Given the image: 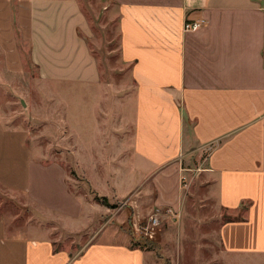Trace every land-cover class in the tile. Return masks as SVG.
<instances>
[{"label":"crops","instance_id":"1","mask_svg":"<svg viewBox=\"0 0 264 264\" xmlns=\"http://www.w3.org/2000/svg\"><path fill=\"white\" fill-rule=\"evenodd\" d=\"M113 1L120 13L121 59L134 79L122 100L132 171L140 174L130 192L140 188L141 208L156 201L176 203L184 160L204 157L196 167L209 197L229 212L247 206L243 216L221 226L222 258L233 260L226 264H264V0ZM13 7L43 76L100 81L97 61L81 36L92 30L79 0H0V26L7 27L3 35L9 37ZM202 18L207 24L185 31L187 20ZM110 123L116 143L120 137ZM29 134L0 121V185L12 191V199L23 192L24 205H38L28 195L35 164ZM210 143L214 148L207 152ZM41 203L46 212L50 205ZM4 204L0 199V211ZM15 222L0 212V264L73 260L68 246H57L49 236L46 224L26 231ZM110 230L99 243L86 245L92 246L90 261L147 264L152 256L158 263L151 252L131 247L127 238H118L119 231ZM121 247L128 256L135 254V262L123 256L119 263L110 260Z\"/></svg>","mask_w":264,"mask_h":264},{"label":"rangeland","instance_id":"2","mask_svg":"<svg viewBox=\"0 0 264 264\" xmlns=\"http://www.w3.org/2000/svg\"><path fill=\"white\" fill-rule=\"evenodd\" d=\"M79 2L92 30L81 36L99 66L98 83L43 76L31 55L32 45L19 22L17 7L10 19L14 35H3L7 27L0 26V121L5 127L30 133L27 143L34 151L35 164L28 195L38 202L24 205L27 194H15L19 198L12 199V191L0 185V199L6 205L0 212L16 221L19 230L46 224L57 246H68L73 258L69 264L87 260L86 264H104L90 261L92 246L86 245L89 241L99 243L110 229L119 231L118 238H127L131 247L151 252L157 264L233 263L221 255V226L243 216L247 206L237 214L209 197L196 167L204 164V157L190 155L184 160L176 203L156 201L141 208L140 188L130 192L131 183L138 182L140 174L132 171L133 145L131 139L125 141L129 130L122 123V100L134 79L120 55L119 8L113 0ZM110 122L120 137L116 143L109 134ZM66 177L69 190L78 196L67 190ZM95 192L106 196L109 205L103 206ZM40 201L50 205L46 212ZM16 212L20 215L17 220ZM156 214L160 221L152 226L151 217ZM112 241L123 243L115 238ZM118 254L110 260L119 263L122 256L133 262L137 259L124 250ZM151 259L149 256L147 264H156Z\"/></svg>","mask_w":264,"mask_h":264},{"label":"built area","instance_id":"3","mask_svg":"<svg viewBox=\"0 0 264 264\" xmlns=\"http://www.w3.org/2000/svg\"><path fill=\"white\" fill-rule=\"evenodd\" d=\"M205 24H207V21L205 19H196V20H187L185 22L184 28L185 31H196L198 29H200L201 27H203ZM213 143H210L209 145H207L205 147V150L207 152H211L214 148ZM160 214V213H159ZM159 214H156L155 216L151 217V225L152 226H157L159 224L160 221V217ZM174 215V213H173Z\"/></svg>","mask_w":264,"mask_h":264},{"label":"trees","instance_id":"4","mask_svg":"<svg viewBox=\"0 0 264 264\" xmlns=\"http://www.w3.org/2000/svg\"><path fill=\"white\" fill-rule=\"evenodd\" d=\"M95 195H96V198H97V199H100V200L102 201L103 204H105V205H109V203H108V199H107L106 196H99V195L96 194V192H95Z\"/></svg>","mask_w":264,"mask_h":264}]
</instances>
